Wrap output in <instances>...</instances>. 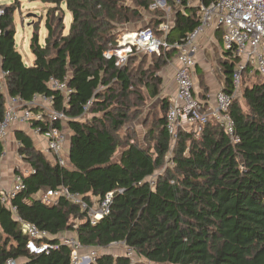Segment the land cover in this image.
Here are the masks:
<instances>
[{
	"label": "trees",
	"instance_id": "trees-1",
	"mask_svg": "<svg viewBox=\"0 0 264 264\" xmlns=\"http://www.w3.org/2000/svg\"><path fill=\"white\" fill-rule=\"evenodd\" d=\"M27 1L53 6L45 22L47 37L41 45L32 35L35 59L27 66L15 46V9H1L0 120L5 110L3 81L8 97L24 102L35 95L51 97V108L65 114L72 136L64 167L36 151L27 136H17L18 155L30 172L9 205L0 201V264L8 259L17 264H71V248L61 238L74 239L80 252L120 245L140 260L133 263L125 253H99L94 264H264V79L243 89L246 110L235 97L232 100L229 116L236 142L211 120L198 135L179 130L171 144L164 116L147 131L151 146L126 144L114 159L119 147L116 133L127 119L121 111L145 103L142 86L149 98L158 96L156 72L173 53L162 52L150 72L130 68L132 59L116 67L113 59L103 58L107 44L149 11L147 2L132 0L129 7L124 0ZM167 6L173 9L172 0ZM64 9L71 22L62 36ZM57 11L61 14L55 19ZM195 14L194 8H186L184 15L176 11L167 40H180L191 32L198 24ZM159 19L155 30L164 21ZM225 54L230 60L222 66L224 91L232 93L237 59L231 52ZM50 78L66 83L67 100L49 89ZM131 96L134 99L128 100ZM168 106L164 101L160 109L166 113ZM87 113L91 118L79 122ZM31 126H40L41 134L46 131L44 125ZM2 152L0 142V157ZM59 187L79 194L89 206L91 198L101 199L116 189L122 193L113 195L109 214L92 225L78 206L63 198L56 204L37 199ZM14 215L49 233L50 243L57 247L48 255L29 254Z\"/></svg>",
	"mask_w": 264,
	"mask_h": 264
},
{
	"label": "built area",
	"instance_id": "built-area-1",
	"mask_svg": "<svg viewBox=\"0 0 264 264\" xmlns=\"http://www.w3.org/2000/svg\"><path fill=\"white\" fill-rule=\"evenodd\" d=\"M147 2L149 11H162L167 14L172 9L167 6V0H142ZM193 1V2H192ZM172 0L173 8L185 14L186 8L196 4V17L198 24L184 38L168 41L167 36L172 28L170 22L164 21L156 27V33L148 26L138 29H124L112 43L107 44L102 56L105 60L113 59L116 67H122L130 58L138 54L159 56L162 52L173 51L176 54L178 66L174 71L176 94L169 103L165 113V128L170 137L171 144L177 139L179 130H189L198 135L202 128L211 120L219 124L232 142L233 122L229 116L232 100L237 93L241 78L244 74H257L264 76V0ZM175 11V12H176ZM0 13H2L0 11ZM166 14V16H167ZM157 20H159L157 18ZM208 31L220 32L222 48L225 52H231L237 59V64L232 76V93L219 91L215 94V106L207 107L195 97L193 82V70L196 64L195 56L199 50L198 40ZM3 74V73H1ZM49 89L59 92L67 100L70 89L65 82L49 79ZM52 98L45 95H35L24 102L19 98L8 97L5 102V110L0 120V142L7 140L10 126L15 123H28L46 126V131L41 134V127L34 128L36 134L42 135L46 140L43 153L52 160V163L61 167L65 161V136L60 126L67 121L63 112L52 109ZM91 101L84 106V112H88ZM20 159V156L18 157ZM30 169L27 171V174ZM23 176L17 173L12 179V185L8 191L0 189V201L9 205L11 198L24 188ZM115 193H122L116 189L106 193L101 199L92 201L88 205L79 194L70 193L67 189L59 187L40 193L37 199L45 204H56L60 198L79 207L80 211L94 225L103 216L109 214V206ZM15 213V209L11 208ZM14 219L20 227L21 233L26 236V251L31 255H48L57 246L50 243L49 233L37 229L34 225L24 222L14 215ZM60 242L71 248V264H81L83 261L93 260L94 253L81 258V246L71 238H61ZM127 256L133 255L131 249L126 248ZM4 264H17L8 259Z\"/></svg>",
	"mask_w": 264,
	"mask_h": 264
},
{
	"label": "rangeland",
	"instance_id": "rangeland-1",
	"mask_svg": "<svg viewBox=\"0 0 264 264\" xmlns=\"http://www.w3.org/2000/svg\"><path fill=\"white\" fill-rule=\"evenodd\" d=\"M129 1L131 0H124L125 3H129ZM6 7L15 9L13 13V22L16 33L15 46L17 51L22 56L24 64L27 65L29 64L28 60H30V58L33 59L34 57L32 52L30 51V39L35 33L38 38V44H44V39L47 37L45 22L48 18V12L51 8H53V6L50 4L42 3L40 1L28 2L27 0H0V11L1 9ZM61 8H65V6L62 5ZM60 14L61 12L57 11L54 13L53 17L56 19L60 16ZM141 14L142 15L140 18H135V20H133V26L128 25L124 28L133 30L148 26L156 33L154 21L157 20L156 18L159 19L164 17L166 13H163L162 11H147ZM152 17L155 19H152ZM62 24L63 29H60L59 32H61V35L63 36L67 34V30L70 24V12L66 9H64V18ZM148 57L149 56L141 57V59H139L138 61L131 62L130 68H132L133 70H141L146 68L149 72L152 71L153 69L148 64V61H154V58L149 59ZM201 69L203 71L200 75H197L196 80L202 92H204L203 97L207 98L206 95L213 97L218 90V88H216L217 86L214 87V83L222 79L220 78V73L222 74L220 64H218L217 58H215V61L209 58V60L205 61L204 65H201ZM263 79L264 76H258L249 73L242 76L240 87L234 97L237 99L240 107L243 110H246L245 102L241 98L243 89L255 83H260L263 81ZM1 88L3 93L6 94L3 81L1 84ZM142 93L144 94L143 91ZM133 99L134 98L131 96V99L128 100ZM157 103V101H146V104L144 103L141 107H135L131 105L129 106L128 111H121L127 113V119L125 125H123L116 133L119 141V147L115 152L114 159H118L121 147L126 144H130L129 141H132L133 145L143 148L152 145V140L147 136V131L153 125V121L157 122L159 118H164L165 116V112L160 109L159 104ZM50 161L52 162V160ZM93 250L94 249H83L80 252V257L83 258L87 254L91 255V253H96L95 255H98L99 253H107L113 254L114 256L125 253V249L120 245H112L106 249L97 250L95 252ZM130 259L133 263L140 261L135 256V254L134 256L131 255ZM81 264H94V262L92 260H89L87 262L83 261L81 262Z\"/></svg>",
	"mask_w": 264,
	"mask_h": 264
},
{
	"label": "crops",
	"instance_id": "crops-1",
	"mask_svg": "<svg viewBox=\"0 0 264 264\" xmlns=\"http://www.w3.org/2000/svg\"><path fill=\"white\" fill-rule=\"evenodd\" d=\"M193 2V1H192ZM126 6H133L132 0L129 1V3H126ZM189 8L196 9V4L194 6H190ZM188 9V8H187ZM176 10L173 8L169 11V13L165 14V19L170 22V26L173 27L174 18L176 15ZM186 11V10H185ZM164 13V12H163ZM152 19H155L152 17ZM157 19V18H156ZM70 22H71V14H70ZM70 25V24H69ZM172 28L170 29V31ZM68 31V30H67ZM68 33V32H67ZM221 34L220 32L215 31H208L206 34H204L199 40H198V52L195 56V67L193 70V82H194V88H195V97L203 103L204 106L207 107H214L215 106V94L219 91H224L226 86L225 76L223 73L222 66L225 62L229 61V57L226 56V52L222 48L221 43ZM34 56V55H33ZM148 58H154V61H148V64L150 67H152V63L156 61V59L159 56L156 55H147ZM144 54H138L134 57L130 58L132 61H138L141 59V57H147ZM211 58L213 61H215V58L218 60V64H220V69L222 74L220 73V79L218 82L214 83V87L217 86L218 88L217 92L214 94L213 97H210L209 95H206L207 98H204V92H202L201 88L198 85L197 82V75H200L203 71L201 69V65L205 63V61L209 60ZM35 57L33 59L30 58L28 60L27 66H31L33 64ZM178 66V62L176 59V54L173 52L170 54V57L166 59L165 65L161 66L160 69L156 72V76L160 78V85H159V94L155 98H149L145 88L142 86L140 89L144 92L143 96H145V104L146 101H152V102H158L159 107L161 106L162 102H167L168 104L171 102V100L174 98L176 94V85L174 82V71ZM146 69V68H144ZM200 96V97H199ZM7 99V94H5V102ZM161 102V104H160ZM149 103V102H148ZM91 118V115L85 114L84 116L79 119V122H85ZM60 129L62 133L65 136V157L67 159L68 156V150L70 146V137L72 136V133L68 127L67 121L60 126ZM19 135H25L27 136L34 147L36 151L43 153L46 140L42 135L36 134L34 132V129L32 128L31 124L28 123H15L10 126L9 133L7 140L4 141L3 144V152L0 157V189L4 191H8L9 188L12 185V179L14 175L17 173H23L27 175V171L30 169L29 165L22 160V157L18 155V148L21 146L17 136ZM130 144H133L132 141H129ZM121 153V149H120ZM119 153V155H120ZM20 156V159L18 158ZM46 156V155H45ZM47 157V156H46ZM49 160L50 158L47 157ZM51 160V159H50ZM68 166V164H67ZM94 198H91V201H94Z\"/></svg>",
	"mask_w": 264,
	"mask_h": 264
}]
</instances>
